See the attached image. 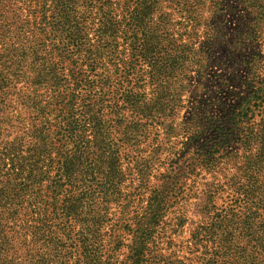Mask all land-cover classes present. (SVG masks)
<instances>
[{"label": "trees", "instance_id": "obj_1", "mask_svg": "<svg viewBox=\"0 0 264 264\" xmlns=\"http://www.w3.org/2000/svg\"><path fill=\"white\" fill-rule=\"evenodd\" d=\"M230 1L0 0V264H264V76L229 49L260 12Z\"/></svg>", "mask_w": 264, "mask_h": 264}, {"label": "rangeland", "instance_id": "obj_2", "mask_svg": "<svg viewBox=\"0 0 264 264\" xmlns=\"http://www.w3.org/2000/svg\"><path fill=\"white\" fill-rule=\"evenodd\" d=\"M246 3L251 5L249 13L246 15V16H248L249 21H245V19L243 17V21H245L243 23L248 24L246 31H250V29H253V27H249L250 21H252L250 16L251 17L254 16V13L259 11L260 14L258 13L259 14L258 16H260V17L257 21V26H256L257 35H259V36H257V39L253 40L251 43L249 42V43H244V44H240V41H238L237 38L234 37L232 39L233 40L232 44L230 45L231 48H229V49L232 50V47L234 46L233 48H234L235 52H233L232 55H235L236 58L233 59V58H231V55H230V61L235 60V62H238L240 59H242V61H244L241 64V67H242L243 64L245 63V61L249 59L248 65L252 68V70H255V69L260 70L259 76L261 79L264 76V0H246ZM215 7H216V3H215L214 8ZM225 15H226L225 19H227L226 30H228L227 31L228 33H232L233 27H234L233 21H234L235 17L237 16V14L233 13V12H231V13L226 12ZM215 35H216V40L214 43V53L218 56V55L225 54V52L226 53L229 52V50L226 49L227 47L225 45L219 43V40H221L224 37V28L221 29L219 32H217ZM237 46L239 48H237ZM224 49L227 51H224ZM236 52H240L239 55H236L237 54ZM257 53L262 55L263 60L257 59V57H255V54H257ZM259 60H262V61L260 62ZM217 71L219 72V65L212 66V69L210 70L211 75H217V73H216ZM192 75H194V73H192ZM249 77H252V75H249ZM232 85L233 86L237 85V82H234ZM236 91H237V89H236ZM245 91H246V89H245ZM150 179H152V182H154L153 178H150ZM135 204H136V201H135ZM166 227H165V230H163V229L160 230V233L158 234V236L156 238L157 243H158L157 245H158V247L162 248V251L164 254H168L171 251H173L175 248H177L179 240L182 239L183 236L186 235V231L182 230L181 233L179 232V230L175 231V230L171 229L169 231L168 227L167 228ZM177 254L180 255L181 251L178 250Z\"/></svg>", "mask_w": 264, "mask_h": 264}]
</instances>
